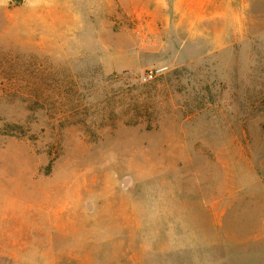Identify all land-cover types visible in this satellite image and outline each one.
<instances>
[{
  "label": "rangeland",
  "instance_id": "rangeland-1",
  "mask_svg": "<svg viewBox=\"0 0 264 264\" xmlns=\"http://www.w3.org/2000/svg\"><path fill=\"white\" fill-rule=\"evenodd\" d=\"M92 1H0V264H187L206 202L231 231L264 186V0L195 29Z\"/></svg>",
  "mask_w": 264,
  "mask_h": 264
},
{
  "label": "crops",
  "instance_id": "crops-1",
  "mask_svg": "<svg viewBox=\"0 0 264 264\" xmlns=\"http://www.w3.org/2000/svg\"><path fill=\"white\" fill-rule=\"evenodd\" d=\"M1 1V0H0ZM258 0H140L144 8L158 5V12L168 8L176 11L185 28H201L199 24L206 20L227 24L221 27L243 28L246 13L252 11V6ZM95 12L114 10L115 0H106L105 4L98 0L89 2ZM123 4V2H121ZM249 206L235 218V228L228 231L225 224L229 204L234 202L218 193V196L206 202L211 208L210 220L211 239L205 240L200 246H192L189 251L193 254L187 264H264V186L253 188ZM242 209V208H241ZM194 232H199L198 230Z\"/></svg>",
  "mask_w": 264,
  "mask_h": 264
},
{
  "label": "built area",
  "instance_id": "built-area-1",
  "mask_svg": "<svg viewBox=\"0 0 264 264\" xmlns=\"http://www.w3.org/2000/svg\"><path fill=\"white\" fill-rule=\"evenodd\" d=\"M165 69L161 68V69H158L156 70L155 72L153 73H150L148 76L145 77V81H149V80H152L154 79L155 77L159 76V75H162L164 73Z\"/></svg>",
  "mask_w": 264,
  "mask_h": 264
}]
</instances>
